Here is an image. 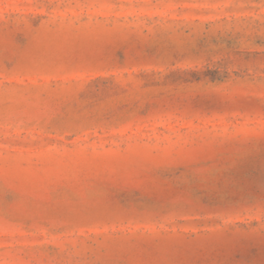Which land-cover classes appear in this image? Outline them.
<instances>
[{
    "label": "rangeland",
    "instance_id": "374dc122",
    "mask_svg": "<svg viewBox=\"0 0 264 264\" xmlns=\"http://www.w3.org/2000/svg\"><path fill=\"white\" fill-rule=\"evenodd\" d=\"M0 264H264V0H0Z\"/></svg>",
    "mask_w": 264,
    "mask_h": 264
}]
</instances>
